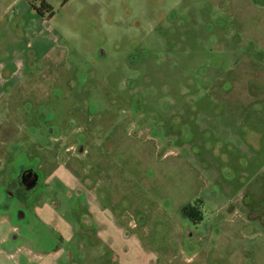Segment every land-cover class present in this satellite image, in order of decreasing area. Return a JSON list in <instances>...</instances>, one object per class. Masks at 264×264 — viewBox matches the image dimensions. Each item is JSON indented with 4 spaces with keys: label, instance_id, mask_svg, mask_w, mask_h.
I'll list each match as a JSON object with an SVG mask.
<instances>
[{
    "label": "rangeland",
    "instance_id": "374dc122",
    "mask_svg": "<svg viewBox=\"0 0 264 264\" xmlns=\"http://www.w3.org/2000/svg\"><path fill=\"white\" fill-rule=\"evenodd\" d=\"M46 1L0 0V264H264L263 10ZM92 201L119 251L80 224Z\"/></svg>",
    "mask_w": 264,
    "mask_h": 264
},
{
    "label": "crops",
    "instance_id": "0c3cea01",
    "mask_svg": "<svg viewBox=\"0 0 264 264\" xmlns=\"http://www.w3.org/2000/svg\"><path fill=\"white\" fill-rule=\"evenodd\" d=\"M246 1L248 3L254 5L255 7H258L260 9H262L263 12H264V0H246ZM261 30H263V29H261ZM263 34H264V31L262 32L261 36H263ZM260 38H262V37H259V39ZM253 52L257 53V56H263L264 55V45L261 46V43H260V45L257 47L256 50H249V51H246V52L243 51V53H246V54L247 53H253ZM236 53H238V51H236ZM246 62L249 63L248 59H246ZM249 65H250V63H249ZM247 115H248V113H246V112L240 113V115H238L239 116L238 117V123L241 124V125L245 124V123L247 124V122H246ZM259 115H260V113L257 112L253 117H255V118L256 117H260ZM250 117H252V116L250 115ZM253 122H255V121L253 120ZM250 126H251V128L253 130H256V131H258V132H260L262 134V142H264V138H263L264 127H260V126L254 125V124H250ZM63 169H64V167H63ZM37 172H38V170H37ZM53 176H54L53 178H55V180H56V183L60 182L59 180L56 179V177H55V176H57L56 174L53 175ZM63 177H64V183L68 181V183L66 185L67 187L62 185V188H64V190H70L74 186L76 187V186L79 185V184H77V180L74 177H72L70 173L66 174L64 172L63 173ZM84 196L85 195L83 194L81 196L82 199L81 198L78 199L79 202L80 201L84 202ZM90 197L93 198V196H90ZM95 199H97V196H96ZM41 206H39V207H41L40 208V212L41 213H48L47 215L51 217V220H56L57 219L59 212L55 210L56 208L54 206L51 205V207H50L47 204H43ZM49 208H50V210H49ZM84 214H85V218H84ZM106 218H108L107 219V221H108L107 225L108 226H105V223H104V219H106ZM116 220L117 221L114 220V218L111 215V213L109 215V213L106 211V209L104 207H102L101 205H99V202L97 204L94 201L91 202V204L88 207V210L86 212H81L80 217H79L80 224L83 223V222H89V225L91 226V228L93 230H95L97 232L99 238H103L104 240L107 239L108 241H110V242H107V243L110 244L109 246H111L112 249H116L115 247L117 246L116 250L119 251V246L121 247V246L127 244L126 242H124V240L125 239L130 240V238H133V237H130L131 234H128L125 237V234H124V232L122 230L124 225L119 223V219L118 218ZM64 229H66V233H69L72 228L68 224H66L64 226ZM120 240L123 241L121 244L119 243ZM139 258H141V260L143 261L144 264H147V262H149V264H164V263H161V261L163 262L164 259L159 258L156 255H147L146 253H144V254L140 253L139 254Z\"/></svg>",
    "mask_w": 264,
    "mask_h": 264
},
{
    "label": "trees",
    "instance_id": "16d2710c",
    "mask_svg": "<svg viewBox=\"0 0 264 264\" xmlns=\"http://www.w3.org/2000/svg\"><path fill=\"white\" fill-rule=\"evenodd\" d=\"M35 1H38V4H36ZM27 2L39 15L44 17L46 16L47 18H51L53 16L54 11L46 0H27ZM182 213L192 218L197 216L195 207L191 206L190 204L184 205L182 207Z\"/></svg>",
    "mask_w": 264,
    "mask_h": 264
},
{
    "label": "water",
    "instance_id": "95a60500",
    "mask_svg": "<svg viewBox=\"0 0 264 264\" xmlns=\"http://www.w3.org/2000/svg\"><path fill=\"white\" fill-rule=\"evenodd\" d=\"M36 177H37V175H35V178H36ZM33 179H34V178H33ZM33 179H32V180H33Z\"/></svg>",
    "mask_w": 264,
    "mask_h": 264
},
{
    "label": "flooded vegetation",
    "instance_id": "af4514ba",
    "mask_svg": "<svg viewBox=\"0 0 264 264\" xmlns=\"http://www.w3.org/2000/svg\"><path fill=\"white\" fill-rule=\"evenodd\" d=\"M22 180H23V177H22ZM23 188V187H22Z\"/></svg>",
    "mask_w": 264,
    "mask_h": 264
}]
</instances>
